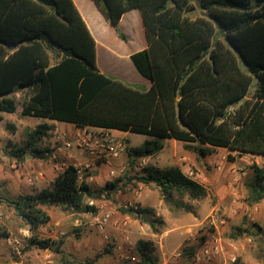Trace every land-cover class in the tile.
<instances>
[{
  "label": "trees",
  "instance_id": "obj_1",
  "mask_svg": "<svg viewBox=\"0 0 264 264\" xmlns=\"http://www.w3.org/2000/svg\"><path fill=\"white\" fill-rule=\"evenodd\" d=\"M116 35L132 9L140 13L145 49L130 56L146 89L101 73L96 42L72 0H0V112L14 114L16 90H29L22 116L150 137L129 148L132 165L174 140L199 157L214 149L264 156V0H91ZM198 4L201 14L192 16ZM255 80V88L248 97ZM49 129L38 125L27 143L5 154L17 161L47 158L37 144ZM136 179L154 184L163 199L206 196L178 167L145 166ZM67 165L49 188L15 198L0 196L29 230L50 222L43 207L95 213L89 201L123 190L119 181L93 188ZM245 201L264 200V164H252ZM179 207L180 204H177ZM152 228L151 209H120ZM29 245L63 256L62 241L32 236ZM150 243L139 241L140 264H155ZM100 255H97L98 258Z\"/></svg>",
  "mask_w": 264,
  "mask_h": 264
},
{
  "label": "rangeland",
  "instance_id": "obj_2",
  "mask_svg": "<svg viewBox=\"0 0 264 264\" xmlns=\"http://www.w3.org/2000/svg\"><path fill=\"white\" fill-rule=\"evenodd\" d=\"M195 5L192 16H199L196 1ZM140 27L141 22L133 31H126L129 43L136 44L137 37L145 42ZM143 79L132 77L123 82L146 89L149 80ZM255 84L254 80L248 97ZM29 95L27 89L16 90L12 95L16 112H0V196L15 198L49 188L67 165L85 163H90L91 169L82 173V179L93 188L118 180L124 189L109 198L89 201L95 213H69L45 206L50 222L34 231L13 209L0 203V264H140L139 241L150 243L155 264H264V200L247 203L244 187L251 165H263L264 156L214 149L210 155L199 157L180 142L163 140L161 152L131 165L127 150L150 139L132 133L112 134L125 145L118 158L80 154L74 146L81 131H73V125L21 115ZM38 125L49 127L37 144L48 151L45 160L27 157L17 161L5 154L12 145L24 146ZM67 142L72 149L65 147ZM145 166L178 167L206 189V196L193 200L174 194L167 203L154 184L145 185L136 179ZM130 206L151 209L155 226L121 212ZM32 236L62 241L63 256L30 246Z\"/></svg>",
  "mask_w": 264,
  "mask_h": 264
},
{
  "label": "crops",
  "instance_id": "obj_3",
  "mask_svg": "<svg viewBox=\"0 0 264 264\" xmlns=\"http://www.w3.org/2000/svg\"><path fill=\"white\" fill-rule=\"evenodd\" d=\"M72 1L96 42V65L98 70L101 73L118 79L122 82H127L132 77L135 79L144 80V77H142L134 67L130 56L145 49L146 41L139 42L140 38L137 37L136 44L129 43L126 35V31H133L135 26H138V23L140 26L141 17L139 11L137 9H132L122 15V18L118 24L120 31L125 35V40H122L116 35L114 29L105 20L101 12L91 0ZM141 27V35L144 37V32ZM150 84L151 82L149 81L147 83L148 87ZM39 120L41 122L48 121L45 119ZM74 130H78V127L73 125V131ZM109 131L112 134H126L115 130Z\"/></svg>",
  "mask_w": 264,
  "mask_h": 264
},
{
  "label": "built area",
  "instance_id": "obj_4",
  "mask_svg": "<svg viewBox=\"0 0 264 264\" xmlns=\"http://www.w3.org/2000/svg\"><path fill=\"white\" fill-rule=\"evenodd\" d=\"M18 97V95H16ZM81 132L75 138V150L80 154L87 152L93 157L118 158L124 150V143L121 139L114 137L109 130L99 128H78ZM67 149H72L70 142L65 144ZM99 149V150H98ZM77 169L78 179L82 180V173L91 169L90 163L83 165H72ZM109 174L115 176V171L110 170Z\"/></svg>",
  "mask_w": 264,
  "mask_h": 264
}]
</instances>
